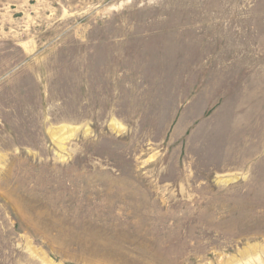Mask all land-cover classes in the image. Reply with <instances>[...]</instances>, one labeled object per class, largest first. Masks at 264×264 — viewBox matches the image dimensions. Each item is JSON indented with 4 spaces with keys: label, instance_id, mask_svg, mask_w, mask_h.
Returning a JSON list of instances; mask_svg holds the SVG:
<instances>
[{
    "label": "rangeland",
    "instance_id": "1",
    "mask_svg": "<svg viewBox=\"0 0 264 264\" xmlns=\"http://www.w3.org/2000/svg\"><path fill=\"white\" fill-rule=\"evenodd\" d=\"M0 264H264V0H0Z\"/></svg>",
    "mask_w": 264,
    "mask_h": 264
}]
</instances>
